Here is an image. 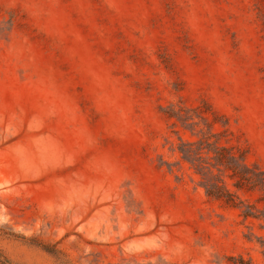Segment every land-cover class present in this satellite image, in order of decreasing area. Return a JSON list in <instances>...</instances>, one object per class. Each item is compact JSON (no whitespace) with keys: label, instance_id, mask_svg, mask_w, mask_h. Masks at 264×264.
Returning a JSON list of instances; mask_svg holds the SVG:
<instances>
[{"label":"rangeland","instance_id":"1","mask_svg":"<svg viewBox=\"0 0 264 264\" xmlns=\"http://www.w3.org/2000/svg\"><path fill=\"white\" fill-rule=\"evenodd\" d=\"M258 5L0 0V254L13 264H264V218L207 197L162 110L206 105L264 169Z\"/></svg>","mask_w":264,"mask_h":264},{"label":"trees","instance_id":"2","mask_svg":"<svg viewBox=\"0 0 264 264\" xmlns=\"http://www.w3.org/2000/svg\"><path fill=\"white\" fill-rule=\"evenodd\" d=\"M257 10L264 17L261 6ZM162 110L179 136L174 152L199 177L207 197L240 210L246 220L264 218V169L250 164L247 152L233 144L227 120L222 122L206 105H171ZM182 132L192 138L184 139ZM254 194L260 195L254 203L241 197ZM239 261L245 264L243 257ZM0 264L13 263L0 254Z\"/></svg>","mask_w":264,"mask_h":264}]
</instances>
